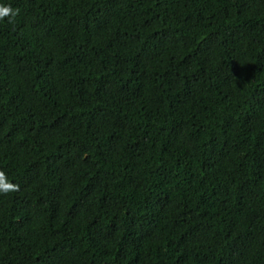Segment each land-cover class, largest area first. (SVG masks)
I'll use <instances>...</instances> for the list:
<instances>
[{"label":"trees","instance_id":"1","mask_svg":"<svg viewBox=\"0 0 264 264\" xmlns=\"http://www.w3.org/2000/svg\"><path fill=\"white\" fill-rule=\"evenodd\" d=\"M0 4V264H264V0Z\"/></svg>","mask_w":264,"mask_h":264},{"label":"clouds","instance_id":"2","mask_svg":"<svg viewBox=\"0 0 264 264\" xmlns=\"http://www.w3.org/2000/svg\"><path fill=\"white\" fill-rule=\"evenodd\" d=\"M19 12V9H14L9 4H0V19L5 17L12 18L15 17ZM20 185L18 183L12 182L7 178L6 173L0 170V194H9L19 191Z\"/></svg>","mask_w":264,"mask_h":264}]
</instances>
